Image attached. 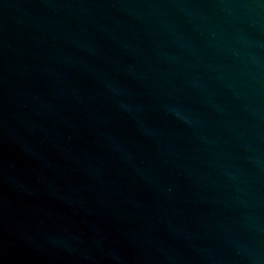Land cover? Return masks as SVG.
<instances>
[{
  "label": "water",
  "instance_id": "1",
  "mask_svg": "<svg viewBox=\"0 0 264 264\" xmlns=\"http://www.w3.org/2000/svg\"><path fill=\"white\" fill-rule=\"evenodd\" d=\"M0 264H264V0H0Z\"/></svg>",
  "mask_w": 264,
  "mask_h": 264
}]
</instances>
